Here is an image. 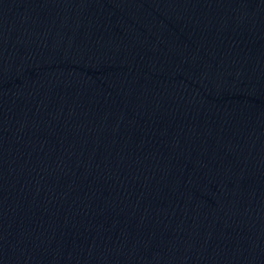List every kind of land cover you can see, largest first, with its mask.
I'll list each match as a JSON object with an SVG mask.
<instances>
[{
    "label": "water",
    "instance_id": "water-1",
    "mask_svg": "<svg viewBox=\"0 0 264 264\" xmlns=\"http://www.w3.org/2000/svg\"><path fill=\"white\" fill-rule=\"evenodd\" d=\"M0 264H264V0H0Z\"/></svg>",
    "mask_w": 264,
    "mask_h": 264
}]
</instances>
